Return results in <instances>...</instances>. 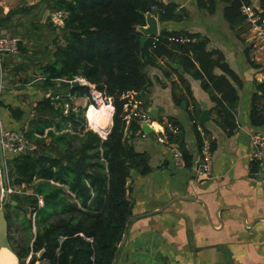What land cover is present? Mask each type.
<instances>
[{"label":"trees","instance_id":"trees-1","mask_svg":"<svg viewBox=\"0 0 264 264\" xmlns=\"http://www.w3.org/2000/svg\"><path fill=\"white\" fill-rule=\"evenodd\" d=\"M195 1L200 9L214 12L215 0ZM221 1L226 3L223 16L230 27L244 21L240 11L242 0ZM45 2L50 11L62 14L58 26L62 40H53L54 50L49 60L39 66L40 87L51 92L32 106L33 116L27 130L20 129L42 148L6 159L10 185H23L31 190L29 194L17 195L14 204L6 202L4 206L8 239L11 242L9 230L14 227L23 236L21 245H12L19 263L31 250L44 249L42 257L57 264H111L132 212L127 196L130 171L135 169L145 174L150 170L147 154L135 152L128 143L140 130L139 119L132 117L127 125L124 117L129 109V93H137L138 100H142L151 85L146 68L157 66L160 59L179 62L210 93L213 119L228 136L237 127L234 111L241 80L227 65L222 52L208 50V39L199 34L162 30L141 46L137 27L145 24L146 13H154L160 22L186 17L184 12L176 13L178 7L174 3ZM259 5L264 16V0H259ZM19 51L26 52L21 41ZM215 68L222 74H215ZM76 77L89 85L75 81ZM182 85L191 96L188 84L182 82ZM90 89L100 93L106 102L111 100L107 108L110 119L114 110L113 126L105 138L89 128L90 121V127L94 128L90 120L93 114L86 117L85 107L75 104L77 98L89 97ZM146 105L143 102L140 108ZM6 107L12 119L19 121L23 117L21 108ZM199 111L194 105L188 112L189 119L196 121ZM168 120L179 131L173 134L166 128L165 133L178 142L185 166L190 168L194 164L193 156L179 134L181 125L175 119ZM249 120L254 127L264 126V81L256 83ZM192 127L199 153L203 139L196 123ZM210 148H215V142L210 143Z\"/></svg>","mask_w":264,"mask_h":264},{"label":"crops","instance_id":"crops-1","mask_svg":"<svg viewBox=\"0 0 264 264\" xmlns=\"http://www.w3.org/2000/svg\"><path fill=\"white\" fill-rule=\"evenodd\" d=\"M157 1L174 3L178 15L186 14L180 20L160 22L151 13L157 19L158 34L162 30H183L206 37L207 49L220 50L239 76L241 86L234 111L237 127L229 136L223 132L213 119L210 93L179 62L160 59L157 66L146 68L151 85L142 100H138L137 93H129V109L124 117L127 125L132 117L139 119L140 130L128 143L135 152L147 154L150 170L145 174L136 170L137 174L127 180L132 212L115 264H264V167L250 157V134L264 126L254 127L249 120L256 83L264 81V52L253 51L247 43L244 21L230 27L223 16L226 3L221 0H215L213 13L200 9L195 0ZM250 2L260 6L259 0ZM45 11H50L45 0H0V30L6 35L24 33L31 25L29 20L42 23L40 14ZM11 55H0L3 67H12L7 60ZM214 72L222 74L219 68ZM182 82L188 84L191 96ZM3 89L0 125L21 129L15 126L17 122L6 106L25 111L42 97V91L39 87L33 92L27 87L14 93L6 86ZM143 102L147 105L140 108ZM201 103L210 115L204 123L198 122ZM194 105L200 111L197 120L191 121L188 112ZM150 109L156 110L155 118L149 114ZM169 118L181 125L179 134L193 156L190 168L174 167L168 151L158 142V136L170 129ZM95 121L101 130L100 124L106 120L95 116ZM193 122L203 143L210 147L215 142V148H210L212 171L208 178L195 174L198 149ZM143 123L148 124L150 132H143Z\"/></svg>","mask_w":264,"mask_h":264},{"label":"built area","instance_id":"built-area-1","mask_svg":"<svg viewBox=\"0 0 264 264\" xmlns=\"http://www.w3.org/2000/svg\"><path fill=\"white\" fill-rule=\"evenodd\" d=\"M240 11L244 17V23L247 26V43L251 49L255 52H264V16L260 6L253 5L250 0H242ZM20 38L17 35H6L0 30V55L12 54L15 55L19 52ZM75 81L82 84L83 79L76 77ZM90 104L97 106V99L105 102V99L97 91L90 89ZM170 130L173 134H176V129L170 126ZM158 142L161 143L168 151L172 164L176 168H184L185 160L183 157L182 150L178 142L174 139H169L167 134L164 132L158 136ZM251 153L250 157L260 166L264 167V129L257 130L250 134ZM0 149L2 150L3 165L0 162V179L1 188L3 189L4 184L8 189V192L12 191L6 184V180L2 178L5 174V163L8 156H14L22 153L33 152L37 149V145L33 140L28 139L22 130L7 128L0 125ZM195 174L198 178H208L212 171V155L210 147L207 143H203L201 151L195 161ZM6 177V175H5ZM5 181V183H4ZM3 191V190H2ZM39 205H42V199L38 197ZM63 237L59 239L61 243ZM56 256L59 254V248L56 249ZM35 257V258H34ZM25 264H57L51 262L48 258L38 257V252L32 250L28 253L24 259Z\"/></svg>","mask_w":264,"mask_h":264},{"label":"rangeland","instance_id":"rangeland-1","mask_svg":"<svg viewBox=\"0 0 264 264\" xmlns=\"http://www.w3.org/2000/svg\"><path fill=\"white\" fill-rule=\"evenodd\" d=\"M61 15L62 14L60 12L56 13L53 11H48L47 13L45 11L43 14H40V18L42 21L41 24L36 21V17L34 16L33 19L36 22L32 23V20H29L31 25L28 26L27 31H25L24 33L9 34L17 35L21 39L22 45L26 49V52L22 54L21 51H19L17 54H15L14 56L11 55L7 59L8 63L12 64V67H3V64L1 62L0 69L1 67H3L2 69L4 72V78L1 79L0 76V91L5 90L3 89L4 86L8 88L6 89L7 91H11L12 93L25 89L26 87L29 89V91L33 92L35 87H39L42 91V94H40V96L43 97L49 95V92H51V90H46L40 87L41 84L38 81L40 74L39 66L49 60V57L54 50L53 40H55L56 38H59L58 41L62 40L61 35H59L58 28V26H61ZM31 78H34V80H31ZM89 102V97L77 98L75 100V104L77 106L85 107V114H87L86 107L91 105L89 104ZM106 103L111 104V100H107ZM26 108L27 109H25L23 117L19 121H16L17 123L15 125L16 127H19L21 129L24 128V130H27L28 123H30L33 116L32 105H29ZM89 113L93 114V111H90ZM95 116L97 115L95 114ZM90 120H93L94 122L93 115L91 116ZM105 125L106 121L103 122V127H105ZM101 126L102 123L100 124V128L102 130L103 127ZM46 142L49 141L46 140ZM37 148H42V145H38ZM5 175L6 184L9 188L12 189L7 202L12 201L15 203L16 201L14 200V198H16L17 195L31 193V190L26 186L22 185L20 187H12L10 185L7 161L5 163ZM1 178L3 182L2 175ZM17 223L19 222L17 221ZM9 235L11 236V246H17L18 244L21 245L20 243H22L23 236L19 231L15 229V227L9 230ZM10 259L13 261L14 264H16L12 257H10ZM17 264H25V262L24 260L20 263L17 261Z\"/></svg>","mask_w":264,"mask_h":264},{"label":"water","instance_id":"water-1","mask_svg":"<svg viewBox=\"0 0 264 264\" xmlns=\"http://www.w3.org/2000/svg\"><path fill=\"white\" fill-rule=\"evenodd\" d=\"M137 31L140 33L139 41L141 43V46H143L149 37H154V36L158 35L157 19L151 13H149V12L146 13L145 14V24L138 26ZM82 85L88 86L89 83L86 80H83ZM201 107H202V111L198 117V122L204 123V122L209 120L210 115H209L208 108L205 104L201 103ZM113 113H114V110H112V115H111L110 123L108 126V128H109L108 132L105 136H101L102 138H105L111 131V128L113 126V120H112ZM149 114L154 118L157 116V112L155 109H150ZM88 125H89V123H88ZM89 128H90V126H89ZM90 129H92V128H90ZM141 129L143 130L144 133L150 132V128H149L148 124H146V123L141 124ZM0 162L2 163V166H3L2 168H4L1 149H0ZM136 174H137V171L135 169H132L130 171V176H134ZM3 179L5 180V174L3 175ZM4 183H5V181H4ZM8 198H9L8 189L6 188L5 184H4L3 189L1 188V179H0V253L2 250H8L12 254L15 255V253L12 249L11 243L9 242V239H8L7 225H6L5 215H4V206H5ZM12 203L14 204V202H12ZM129 221H130V219L128 218L125 222V225ZM124 239H125V228H124V231L122 234V238H121L119 244L117 245L116 250L114 251L111 264H115V259H116L118 250L121 247L122 243L124 242ZM43 254H44V249H41L38 252V257L41 258L43 256ZM15 257H16V255H15ZM16 259H17V257H16ZM17 261H18V259H17Z\"/></svg>","mask_w":264,"mask_h":264},{"label":"bare ground","instance_id":"bare-ground-1","mask_svg":"<svg viewBox=\"0 0 264 264\" xmlns=\"http://www.w3.org/2000/svg\"><path fill=\"white\" fill-rule=\"evenodd\" d=\"M107 103H104L102 101H100L99 99H97V106H94V105H89L86 109V113L88 114L90 111H93V118L95 119V114L97 116H103L104 119L106 120V125L105 127H103V123H102V130H98L97 127L98 125L96 124L95 125V121H94V127L95 128H92L95 132H97L99 135L101 136H105L108 132V126H109V123H110V112L108 111V108H107ZM103 110L105 111V113L107 114V112L109 113V116L103 112ZM107 111V112H106ZM95 113V114H94ZM87 114L86 117H87ZM89 122V120H88ZM104 122V121H103ZM89 126H90V122H89ZM97 126V127H96ZM91 128V127H90ZM10 257L13 258V260L16 262L17 264V259L15 257L14 254H12L10 251L8 250H2L1 253H0V264H14L13 261L10 259Z\"/></svg>","mask_w":264,"mask_h":264}]
</instances>
